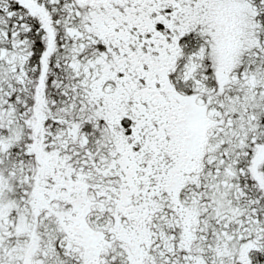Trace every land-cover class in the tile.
Masks as SVG:
<instances>
[{
	"label": "snow or ice",
	"instance_id": "obj_1",
	"mask_svg": "<svg viewBox=\"0 0 264 264\" xmlns=\"http://www.w3.org/2000/svg\"><path fill=\"white\" fill-rule=\"evenodd\" d=\"M0 264H264V0H0Z\"/></svg>",
	"mask_w": 264,
	"mask_h": 264
}]
</instances>
